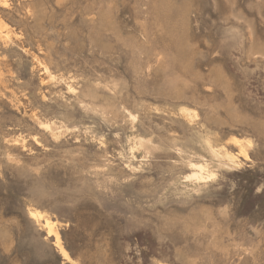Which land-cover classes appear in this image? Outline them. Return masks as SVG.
I'll return each instance as SVG.
<instances>
[{
  "label": "rangeland",
  "instance_id": "374dc122",
  "mask_svg": "<svg viewBox=\"0 0 264 264\" xmlns=\"http://www.w3.org/2000/svg\"><path fill=\"white\" fill-rule=\"evenodd\" d=\"M9 2L0 264H264V0Z\"/></svg>",
  "mask_w": 264,
  "mask_h": 264
},
{
  "label": "bare ground",
  "instance_id": "6f19581e",
  "mask_svg": "<svg viewBox=\"0 0 264 264\" xmlns=\"http://www.w3.org/2000/svg\"><path fill=\"white\" fill-rule=\"evenodd\" d=\"M28 1H31V0H22V3L23 4H25L26 2L27 3H30V2H28ZM0 4H2L4 7H8V6H10V2H9V0H0ZM1 5V6H2ZM27 11H28V9H27ZM30 11V10H29ZM2 26H0V39H2V40H6L7 38L6 37H4L3 36V29L1 28ZM45 68V71L46 72H48V69L46 68V67H44ZM208 145V144H207ZM211 150V149H210ZM213 150V149H212ZM211 152V151H210ZM213 152H214V150H213ZM226 156H227V154H226ZM229 157V156H228ZM229 159V158H228ZM230 160V159H229ZM223 161H225V160H223ZM227 161V160H226ZM223 163V162H222ZM227 163V162H226ZM192 165V167L193 168H195V169H198L199 171H203L205 168H206V166L204 165V164H200V163H192L191 164ZM224 165H226L225 163H224ZM211 176V174L210 175H206V176H203V174H202V172H193V174L191 175V177H193V178H196V179H203V178H205V177H210ZM31 216H33V217H36V218H41L42 217V214L41 213H39V212H31ZM44 223V226H46L47 228H48V235L49 234H52L53 235V237H54V243H55V245H56V247L58 248V250H59V252L61 253V255L64 257V258H66V259H68L69 258V256H68V254H67V252L63 249V247L61 246V244H60V239H59V235H58V233L56 232V230L55 229H52V226H51V223H50V221L48 220V219H44V221H43Z\"/></svg>",
  "mask_w": 264,
  "mask_h": 264
}]
</instances>
